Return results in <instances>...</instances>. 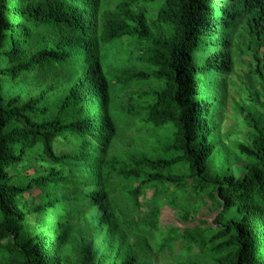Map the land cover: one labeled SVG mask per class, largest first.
<instances>
[{
	"label": "trees",
	"instance_id": "trees-1",
	"mask_svg": "<svg viewBox=\"0 0 264 264\" xmlns=\"http://www.w3.org/2000/svg\"><path fill=\"white\" fill-rule=\"evenodd\" d=\"M77 172L88 210L39 227ZM208 201L214 225L161 226ZM0 264H264V0H0Z\"/></svg>",
	"mask_w": 264,
	"mask_h": 264
},
{
	"label": "rangeland",
	"instance_id": "rangeland-1",
	"mask_svg": "<svg viewBox=\"0 0 264 264\" xmlns=\"http://www.w3.org/2000/svg\"><path fill=\"white\" fill-rule=\"evenodd\" d=\"M38 33L39 32H35L34 33V38L36 39V43L39 40L38 38ZM38 39V40H37ZM120 54V53H118ZM248 60L245 57H242L240 59V64H242L243 66L248 65ZM64 65H57L54 69L52 70H47L43 73V77L41 79H44L45 81L49 82H53V81H59V82H64V79L66 78V74L69 71L74 70L73 66H69L67 68V70L64 72ZM235 78H237V74L234 76ZM234 78V79H235ZM223 79H218L216 80L214 83L215 84H221ZM229 82V79H228ZM3 83H4V88L5 91L3 90V94L5 97H8L6 94L9 93H13V94H20L22 92L25 91L26 89V85L25 83H21L19 86H15L12 87L9 84L8 80L3 79ZM148 86H146L145 89H147ZM240 88H243V85H239ZM141 87H138V90H140ZM64 89L61 90V93H58L54 96H52V107L54 110L57 109V104L61 101V98L64 96L63 94ZM207 92V90H206ZM242 95H239V97L234 94L233 96H230V102L228 104H226L227 107H225L224 111L226 112V116L224 119V122L222 124V115L223 113H221L222 108L220 105L219 101H215V123L217 125H222L221 126V131L222 134H224V139H226L228 136L226 134H231L232 132H234V134H241V135H245V131L242 132L240 131V125L238 120L241 119L243 117V113L237 108L235 103H238L240 105H244V100H243ZM55 98V99H54ZM233 98V99H232ZM140 107V104H139ZM115 108V105L112 106V109ZM141 116L142 114L136 113L133 116H127V115H123V116H114V119L117 123L119 132L121 135H128L129 132H133V134L135 136H137V129L135 127V125H138L139 127H141ZM239 118V119H238ZM243 127V126H241ZM243 129V128H242ZM240 131V133H239ZM142 132V131H140ZM144 134V133H143ZM142 134V135H143ZM232 140L229 139L228 142L230 143ZM75 147V143H68L65 146H61L60 142H58L55 146V149L57 152L61 153H70L74 150ZM66 173L68 175L71 174L66 170ZM76 177L72 176V178H70L69 180L72 182H68L67 186L65 187V189L63 190L64 193L61 195L62 197H64V199L66 200V203L64 204V207H60L56 210H49L47 212V216H45L47 218L48 221H46L45 217L42 216L41 217V222L39 223V227H42V225L44 223H46V229H48L49 225L48 222H55L56 224H58L59 222H63V221H70L71 218L77 216V215H81L83 212H86L90 206L89 200L86 201L85 196L88 194L89 192V188H87V186L83 187L80 182V178H82L81 175H79V172L76 173ZM24 175V172H23ZM153 192L149 191L146 195V198H150L152 196ZM144 199L141 198V201H143ZM188 198L186 196V204L189 202L191 203L193 206H197L198 202H201V198H191L189 201H187ZM212 207V203L210 201H208V204L206 206H204L203 209H201L200 213L198 215L195 216V220L191 221V222H184L183 220H181L178 217L177 212L170 206L164 207L162 210V215H161V226L166 228L168 226H176V227H180V228H192L195 227L197 225H199L200 221H205L206 224L205 226H210V225H214V221L215 218L217 216V210H211ZM37 215L33 214L30 217V225L31 228H36L37 227ZM25 235H27L25 233Z\"/></svg>",
	"mask_w": 264,
	"mask_h": 264
}]
</instances>
